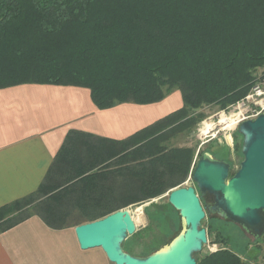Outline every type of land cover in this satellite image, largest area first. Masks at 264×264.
Here are the masks:
<instances>
[{
    "label": "trees",
    "instance_id": "trees-1",
    "mask_svg": "<svg viewBox=\"0 0 264 264\" xmlns=\"http://www.w3.org/2000/svg\"><path fill=\"white\" fill-rule=\"evenodd\" d=\"M261 68L264 0H0V89L83 87L100 110L173 91L182 100L122 140L68 132L37 190L0 207V233L32 215L53 229L78 226L182 186L195 148L172 139L195 131L199 110L243 98ZM74 212L84 221L68 222ZM196 264L241 260L221 248Z\"/></svg>",
    "mask_w": 264,
    "mask_h": 264
},
{
    "label": "crops",
    "instance_id": "crops-1",
    "mask_svg": "<svg viewBox=\"0 0 264 264\" xmlns=\"http://www.w3.org/2000/svg\"><path fill=\"white\" fill-rule=\"evenodd\" d=\"M164 103L157 115L155 107ZM181 105L179 91L157 103L100 110L83 87L21 84L0 89V207L37 190L68 132L122 140ZM68 220L84 218L74 212ZM74 227L53 229L32 215L0 233V264H65V250L81 251Z\"/></svg>",
    "mask_w": 264,
    "mask_h": 264
},
{
    "label": "water",
    "instance_id": "water-1",
    "mask_svg": "<svg viewBox=\"0 0 264 264\" xmlns=\"http://www.w3.org/2000/svg\"><path fill=\"white\" fill-rule=\"evenodd\" d=\"M242 159L230 175L231 165L204 152L197 160L191 180L195 184L168 193L167 201L178 212L184 228L164 247L147 256H133L122 248L135 230L128 209L74 227L81 250L100 248L112 264H196V254L207 243L201 221L214 214L240 226L258 239L264 236V112L237 126ZM197 190V191H196ZM210 198V204L201 199Z\"/></svg>",
    "mask_w": 264,
    "mask_h": 264
},
{
    "label": "rangeland",
    "instance_id": "rangeland-1",
    "mask_svg": "<svg viewBox=\"0 0 264 264\" xmlns=\"http://www.w3.org/2000/svg\"><path fill=\"white\" fill-rule=\"evenodd\" d=\"M255 73L259 76L264 73V69H257ZM170 98L175 100L173 98H177V95L173 94ZM158 106L155 107L159 110L157 115L166 107V104ZM234 107H236L235 103L224 110H220L217 106L205 107L199 110L198 112L204 114L205 118L197 125L195 131L189 134L177 135L172 139L170 145L173 147L192 146L195 148L194 162L198 160L199 155L203 152H209L214 158L225 159L231 165L230 174H233L238 169L242 159V138L236 132L237 124L232 129H225L220 122L223 119H234L238 116V114L230 116L223 114V112L229 113ZM207 126L210 127V131L206 128ZM205 130L206 135L204 134ZM230 144L232 145L230 146ZM188 186L195 188L190 175L180 187ZM168 193L134 207L125 208L131 213L136 212L139 220V223H135V232L123 242L122 248L125 252L133 256H146L153 248L159 249L166 246L184 228L178 212L168 204ZM201 227L206 231L210 230V236L207 238V243L203 246L202 251L196 255L197 258L214 253L221 248H226L239 256L241 264H264V236L254 239L237 224L214 214H206L201 221ZM218 238L222 240L223 244L220 243L221 241ZM216 239L218 243L215 242ZM105 258L96 248L81 250L77 253L65 250L61 255V260L65 264H112Z\"/></svg>",
    "mask_w": 264,
    "mask_h": 264
},
{
    "label": "built area",
    "instance_id": "built-area-1",
    "mask_svg": "<svg viewBox=\"0 0 264 264\" xmlns=\"http://www.w3.org/2000/svg\"><path fill=\"white\" fill-rule=\"evenodd\" d=\"M235 104L236 107H234L232 111H230L229 113L223 112V114L228 116L233 114H238L237 119H235L236 122L235 125L237 124V126L241 122L245 120L255 119L258 115L263 113L264 112V79H259L258 81H256L251 86L246 96L243 99H240ZM231 145L232 144H230V146Z\"/></svg>",
    "mask_w": 264,
    "mask_h": 264
},
{
    "label": "bare ground",
    "instance_id": "bare-ground-1",
    "mask_svg": "<svg viewBox=\"0 0 264 264\" xmlns=\"http://www.w3.org/2000/svg\"><path fill=\"white\" fill-rule=\"evenodd\" d=\"M237 117L238 116H236L234 119L233 118L223 119L222 122H220V123L224 125L225 129H232L236 123L235 119H237ZM206 128L210 131L209 126H207ZM204 134H207L206 130L204 131ZM131 214L133 215V219H134L135 223H137V222L139 223L138 214L136 212H133ZM134 215H136V216H134Z\"/></svg>",
    "mask_w": 264,
    "mask_h": 264
},
{
    "label": "flooded vegetation",
    "instance_id": "flooded-vegetation-1",
    "mask_svg": "<svg viewBox=\"0 0 264 264\" xmlns=\"http://www.w3.org/2000/svg\"><path fill=\"white\" fill-rule=\"evenodd\" d=\"M203 153H204V152H203ZM203 153H201V155H202ZM201 155H200V156H201ZM213 157H214V156H213ZM215 159L226 161L225 159H222V158H220V157H216ZM226 162H227V161H226ZM229 164H230V163H229ZM230 171H231V168H230ZM230 171H229V173H231ZM230 175H231V174H230ZM203 202L206 203V204H210V203H211V199H210V198H205V199H203Z\"/></svg>",
    "mask_w": 264,
    "mask_h": 264
}]
</instances>
